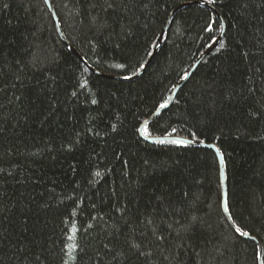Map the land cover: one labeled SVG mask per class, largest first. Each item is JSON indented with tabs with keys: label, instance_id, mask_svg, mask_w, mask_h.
I'll return each instance as SVG.
<instances>
[{
	"label": "trees",
	"instance_id": "trees-1",
	"mask_svg": "<svg viewBox=\"0 0 264 264\" xmlns=\"http://www.w3.org/2000/svg\"><path fill=\"white\" fill-rule=\"evenodd\" d=\"M50 1L118 78L45 0H0V264H259L239 233L264 264V0ZM195 1L223 39L144 135L217 146L240 232L210 148L139 134L221 31Z\"/></svg>",
	"mask_w": 264,
	"mask_h": 264
},
{
	"label": "water",
	"instance_id": "water-1",
	"mask_svg": "<svg viewBox=\"0 0 264 264\" xmlns=\"http://www.w3.org/2000/svg\"><path fill=\"white\" fill-rule=\"evenodd\" d=\"M196 3H200L203 4L207 7H210L213 12L217 15V17L219 18L220 22H221V31L218 35V37L214 40V42L197 58V60L194 62V64L192 65V67L189 69V71L187 72V78H183L178 84L177 86L174 88V90L171 93L170 96V100L167 103V107L161 109L160 107L140 126L139 128V134L141 136V138H143L145 141L147 142H162V141H175V140H182V141H187L188 143L185 144H192V145H201L207 148H210L216 155L217 158V162H218V166H219V171H220V183H221V194H222V210H223V214L225 216V218L227 219V221L229 222L230 226L233 228L234 231H236V227L233 224L230 215L228 213L227 210V206H226V199H227V185H226V173H225V165H224V160H223V156L220 152V150L217 148V146L215 144H211V143H205V142H199V141H193L189 138H184V137H179V136H145L143 132L140 131V129L144 128V126L146 124H148V122L152 121L154 118L157 117V115L163 111L164 109L168 108L169 105L172 103L177 91L179 90V88L185 83V81L190 77V75L192 74V72L194 71V69L197 67V65L208 55L210 54L221 42V40L223 39L224 36V32H225V27H224V23L223 20L221 19V17L219 16V14L217 13V11L211 6L209 5L207 2L204 1H195ZM45 4L47 6V8L50 11L51 14V18L53 20V23L57 29L58 35L61 39V41L63 42V44L65 46H67L70 51L80 60V62L83 63V65L92 73L106 77V78H112V79H117L118 77L116 76H110V75H105L102 74L96 70H94L93 68H91L85 61L84 59L80 56V54L75 50V48L69 43V41L66 39V37L64 36L61 27L59 25L56 13L54 11V8L51 4L50 0H45ZM181 6H179L178 8H180ZM177 8V9H178ZM176 9V10H177ZM175 10V11H176ZM172 12V14L170 15V17L168 18L165 27L163 28L161 34L159 35L157 42L154 46L153 52L151 54V56L149 57V59L147 60L146 64L144 65V67L142 68V70L136 75L134 76V78L139 77L140 75H142L144 73V71L146 70V68L149 66V64L152 62L153 58L155 57L158 48L161 44L162 38L165 35V33L167 32L168 26H169V22L172 19V16L174 14V12ZM241 238L244 239H250L252 241H254L259 248V264H263V247L262 244L260 242V240L256 237V236H252L250 234L247 235H241V233H239Z\"/></svg>",
	"mask_w": 264,
	"mask_h": 264
},
{
	"label": "snow or ice",
	"instance_id": "snow-or-ice-1",
	"mask_svg": "<svg viewBox=\"0 0 264 264\" xmlns=\"http://www.w3.org/2000/svg\"><path fill=\"white\" fill-rule=\"evenodd\" d=\"M213 2H214V0H209V3H213ZM206 30H208V31H211L212 30L211 24L208 25V27H207ZM117 67H123V65H117ZM183 78L186 79L187 78V74H185V76ZM93 103H95V101H93ZM165 107H167V103H164V104H161L160 105V108L161 109H163ZM140 131L143 132L145 135H148V132H147V129L146 128H142V129H140ZM173 132H175V129H173ZM173 143H176V144H185V143H188V142L187 141H182V140H175V141H173ZM236 231L237 232H240V229L237 228ZM241 235H247V233H241Z\"/></svg>",
	"mask_w": 264,
	"mask_h": 264
}]
</instances>
